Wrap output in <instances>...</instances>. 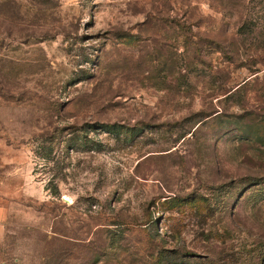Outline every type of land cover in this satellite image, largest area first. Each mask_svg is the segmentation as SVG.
<instances>
[{
  "label": "rangeland",
  "instance_id": "rangeland-1",
  "mask_svg": "<svg viewBox=\"0 0 264 264\" xmlns=\"http://www.w3.org/2000/svg\"><path fill=\"white\" fill-rule=\"evenodd\" d=\"M0 205V264H264V0H0Z\"/></svg>",
  "mask_w": 264,
  "mask_h": 264
},
{
  "label": "trees",
  "instance_id": "trees-1",
  "mask_svg": "<svg viewBox=\"0 0 264 264\" xmlns=\"http://www.w3.org/2000/svg\"><path fill=\"white\" fill-rule=\"evenodd\" d=\"M237 29L240 34L251 33L253 31V22L249 20L244 21L237 27Z\"/></svg>",
  "mask_w": 264,
  "mask_h": 264
},
{
  "label": "crops",
  "instance_id": "crops-1",
  "mask_svg": "<svg viewBox=\"0 0 264 264\" xmlns=\"http://www.w3.org/2000/svg\"><path fill=\"white\" fill-rule=\"evenodd\" d=\"M7 212L5 208L0 205V238L3 236L5 231V224H6Z\"/></svg>",
  "mask_w": 264,
  "mask_h": 264
}]
</instances>
